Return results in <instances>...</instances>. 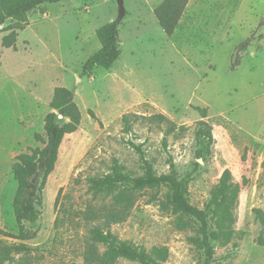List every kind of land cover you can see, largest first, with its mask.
I'll return each instance as SVG.
<instances>
[{"label": "rangeland", "instance_id": "rangeland-1", "mask_svg": "<svg viewBox=\"0 0 264 264\" xmlns=\"http://www.w3.org/2000/svg\"><path fill=\"white\" fill-rule=\"evenodd\" d=\"M162 2L123 0L120 15L118 0H65L37 7L25 23L6 22L17 33L10 48L3 45L10 32L0 33V145L10 160L42 147L34 136H44L56 88L73 91L82 113L48 179L36 238L0 235L11 250L6 264H85L94 226L147 252L161 249L156 264H202L194 232L181 230L164 206L168 187L137 191L127 219L108 229L84 219L89 206L114 199L95 198L88 180L170 175L191 205L206 210L227 169L241 186L235 235L223 246L210 229V262L264 264V0H190L172 36L154 14ZM118 19L120 58L83 75L101 48L96 31ZM201 122L212 128L210 145L198 138ZM16 188L12 172L0 180V228L14 234Z\"/></svg>", "mask_w": 264, "mask_h": 264}, {"label": "trees", "instance_id": "trees-1", "mask_svg": "<svg viewBox=\"0 0 264 264\" xmlns=\"http://www.w3.org/2000/svg\"><path fill=\"white\" fill-rule=\"evenodd\" d=\"M63 1L65 0H0V33L10 32L4 38L3 45L7 48L12 47L17 37L15 28L12 25L6 26L7 21L25 23L26 15L37 7ZM189 2L190 0H163L155 8L156 19L166 35L172 36L175 33ZM119 25L120 19L107 23L96 31L101 48L87 59L83 65V75L90 74L97 67L109 70L120 58L122 51ZM19 28L21 29L22 26ZM49 106L52 111L45 118L44 136L39 133L34 136L35 141L40 142L42 147L29 148L27 152L19 154L12 165L13 178L17 183L12 207L18 233H9L0 228V235L3 237L22 242L36 238L39 228L35 226L42 216L44 190L55 170L60 147L65 136L76 132L81 125L82 113L75 102V94L70 89L56 88ZM201 114L206 117L207 111L201 110ZM90 115L95 118L93 112ZM158 118L164 119L162 116ZM200 126L199 140L201 142L207 140L210 145L213 142L212 128L206 122H201ZM88 183L95 198L114 197L112 205L97 209L89 206L84 214L86 221H97L108 229L127 219L136 203L137 191L168 187L167 204L165 203L164 206L171 208L173 214L177 216L181 230L190 229L194 232L195 235L190 237V243L196 251L206 257L202 264H212L210 258L213 247L210 229L215 232V240L223 246L229 244L235 235V211L239 204L241 186L234 181L228 169L223 172L218 184L212 190L206 210L191 205L184 195L183 186L170 175H162L158 178L151 175L131 178L116 174L113 177L109 175L102 178L93 177ZM61 193L62 190L55 202L56 208ZM256 212L258 215L261 213ZM99 245L107 247V251L100 254ZM87 247L85 264H115L119 259L139 264H156V259L162 254V250L158 248L147 252L127 241H121L110 231H103L101 226H94L89 230ZM10 258L11 250L7 246H0V264H6Z\"/></svg>", "mask_w": 264, "mask_h": 264}, {"label": "crops", "instance_id": "crops-1", "mask_svg": "<svg viewBox=\"0 0 264 264\" xmlns=\"http://www.w3.org/2000/svg\"><path fill=\"white\" fill-rule=\"evenodd\" d=\"M13 163L9 157V150H6L3 145H0V180L12 172Z\"/></svg>", "mask_w": 264, "mask_h": 264}, {"label": "water", "instance_id": "water-1", "mask_svg": "<svg viewBox=\"0 0 264 264\" xmlns=\"http://www.w3.org/2000/svg\"><path fill=\"white\" fill-rule=\"evenodd\" d=\"M119 3V8H120V15L124 14V5H123V0H118Z\"/></svg>", "mask_w": 264, "mask_h": 264}]
</instances>
